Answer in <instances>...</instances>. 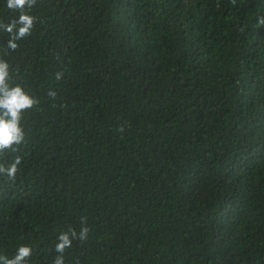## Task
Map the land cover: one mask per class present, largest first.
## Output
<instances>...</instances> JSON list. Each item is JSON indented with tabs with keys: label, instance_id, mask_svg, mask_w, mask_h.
<instances>
[{
	"label": "trees",
	"instance_id": "16d2710c",
	"mask_svg": "<svg viewBox=\"0 0 264 264\" xmlns=\"http://www.w3.org/2000/svg\"><path fill=\"white\" fill-rule=\"evenodd\" d=\"M30 14L4 58L40 103L0 159L23 157L14 183L0 177V255L26 245V264H53L58 236L86 226L65 264H264V0H38ZM17 16L0 0V21Z\"/></svg>",
	"mask_w": 264,
	"mask_h": 264
},
{
	"label": "clouds",
	"instance_id": "9594fccd",
	"mask_svg": "<svg viewBox=\"0 0 264 264\" xmlns=\"http://www.w3.org/2000/svg\"><path fill=\"white\" fill-rule=\"evenodd\" d=\"M38 0H6V7L10 12L18 16L8 23L0 21V31L8 34V40L2 53H0V159L7 153H18L26 142L24 120L26 113L37 109L40 101L30 94L19 83H14L13 70L4 57L9 52H15L18 41L30 37L38 22L35 15L30 14L31 9L37 5ZM258 26H264V17L258 18ZM63 73H56V80L62 78ZM47 96L51 100L57 98V92L49 89ZM119 131L123 132V128ZM23 157L15 155L7 164L0 162V177L6 178V182L14 183L17 173L20 171ZM86 220H82V224ZM90 229L82 226L79 232L69 229L58 236L55 251L58 254L53 264H65L64 253L73 245V241L84 242L88 239ZM33 249L30 246L21 245L12 258L0 255V264H26L31 258Z\"/></svg>",
	"mask_w": 264,
	"mask_h": 264
}]
</instances>
